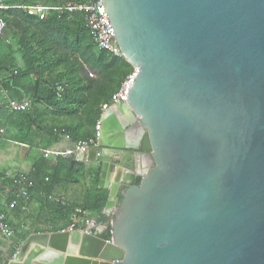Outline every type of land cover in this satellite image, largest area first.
I'll use <instances>...</instances> for the list:
<instances>
[{
    "label": "water",
    "instance_id": "1",
    "mask_svg": "<svg viewBox=\"0 0 264 264\" xmlns=\"http://www.w3.org/2000/svg\"><path fill=\"white\" fill-rule=\"evenodd\" d=\"M101 2L137 71L82 156L111 237L30 234L1 264H264V0Z\"/></svg>",
    "mask_w": 264,
    "mask_h": 264
},
{
    "label": "trees",
    "instance_id": "2",
    "mask_svg": "<svg viewBox=\"0 0 264 264\" xmlns=\"http://www.w3.org/2000/svg\"><path fill=\"white\" fill-rule=\"evenodd\" d=\"M31 1L56 6L64 0ZM80 1L82 0H78ZM2 3L4 2L1 0L0 4ZM13 3L15 2L9 1L4 4L11 6ZM0 19L6 25L4 36L8 32L19 34L17 44L21 50V66L16 67L13 58L10 60H13L12 63L0 61V65L4 64L13 69V74L7 75L1 81V87L7 93L6 107L12 115L11 122L15 132L11 139L29 147L28 155H31L32 164L27 178L33 184L28 194L31 197L37 192L43 196L40 203L42 211L36 219L45 220L51 231H57L53 224L54 219L69 218L72 210L79 208L87 212L97 225L107 224L99 237L109 240V216L103 213L107 190L97 187L99 167L92 173L91 184L83 188L84 195L81 200L63 199V203L54 202L48 197L55 186L71 181L69 179L73 178L75 166L71 167V160L61 156H57L55 164L51 165L49 158L43 157L39 149L52 146L62 137H67L70 144L93 138L94 125L101 114L100 105L110 101L121 80L132 67L124 58L106 56L104 51L94 45L80 12L59 14L51 10L43 19H39L26 15L19 8L3 9L0 10ZM56 84L63 87L60 100L55 94ZM23 100L29 102L23 110L13 111L8 107L10 101ZM139 181L140 177L135 176L132 184H138ZM0 188L13 192L15 187L12 176L7 177L1 172ZM10 199V196H6L4 203L0 197V212H6ZM20 207L21 202H18L9 210L13 214H25ZM50 213L51 217H47ZM69 224L68 221L65 225ZM74 226L75 229H83L84 223L76 222ZM13 230L11 238L16 244L23 242L30 233L19 224ZM15 249L0 252V264L4 258L10 259Z\"/></svg>",
    "mask_w": 264,
    "mask_h": 264
},
{
    "label": "crops",
    "instance_id": "3",
    "mask_svg": "<svg viewBox=\"0 0 264 264\" xmlns=\"http://www.w3.org/2000/svg\"><path fill=\"white\" fill-rule=\"evenodd\" d=\"M1 1V0H0ZM12 2L15 3L11 4V6H7L4 4L5 2ZM45 1V0H44ZM2 4H0L2 7H0V10L5 9H16L17 5L16 3H22L26 2L27 4H31V0H2ZM18 9V8H17ZM19 37V34L16 32L10 33L8 32L7 36L2 35L0 38V61L5 62H11L14 60L16 67L21 66V50L17 44V39ZM11 58H13L12 61ZM9 74H13V69L11 67H7L4 64L0 65V173H4L7 175V177L13 178L14 175L21 173L24 174L27 177V173L31 169L32 161L30 160L31 155H28L29 153V147L26 144H20L15 141H13L12 135L14 134V126L12 125V115L11 112L6 107L7 102V93L2 89L1 87V81ZM70 145L69 140L66 137H62L60 141L53 144L55 148L63 149L65 147H68ZM79 156V161H75V163L72 166H75V172L81 173L79 175L78 179L72 178L69 179L71 181H65L61 183L60 185H57L54 187L51 196L48 198L51 199L54 202H61L63 203L64 200L66 201H74V200H81L82 196L84 195V187L89 186L91 184L92 179V173L95 171V169L98 166V161L95 162H89L87 160H84V158ZM72 160L71 158H68ZM50 164L54 165L56 157H49ZM138 175V174H137ZM75 180H81L79 182ZM31 187H32V181ZM15 187V185H14ZM1 189V188H0ZM16 190V187L15 189ZM106 190V189H105ZM10 189L0 190V197L1 200L4 202V198L7 196L9 198L8 194H11ZM29 191V190H28ZM55 199H58L57 201ZM64 199V200H63ZM43 201V196L40 193H33V195L30 197L28 194V198L25 201H18L21 202V204L24 206V209L21 210L25 212V214L20 213H12L11 210L6 208V218L7 223L11 227H16V224H19L20 226L24 227L26 230L30 231V234L35 233H47V232H58L62 230H67L69 228V225H65L68 221L71 223V214L69 218L63 217L59 219H54L53 224L55 226V230L57 231H51V228L49 227L48 223L43 220H37L36 218H39L41 211L40 203ZM5 203V202H4ZM3 203V206H4ZM87 213V212H86ZM48 214V213H45ZM47 217H51L50 215H47ZM65 225V226H64ZM97 225V224H96ZM64 229H61V228ZM39 228H41V231H38ZM61 229V230H60ZM37 232H36V231ZM96 231V229L93 230V232ZM22 243V242H21ZM21 243H14L12 241V238H4L2 234L0 233V252H6L10 248H16Z\"/></svg>",
    "mask_w": 264,
    "mask_h": 264
},
{
    "label": "built area",
    "instance_id": "4",
    "mask_svg": "<svg viewBox=\"0 0 264 264\" xmlns=\"http://www.w3.org/2000/svg\"><path fill=\"white\" fill-rule=\"evenodd\" d=\"M0 7H2L0 5ZM17 8L21 9L23 13L29 16H34L39 19H43L46 14L55 10L59 14L62 13H71V12H80L83 14L84 26L89 31L91 39L94 45L99 49L104 51L106 56L123 58L121 51L118 48V45L115 42L114 33L108 19L105 7L101 0H64L56 6L46 5L44 3H31V4H20L17 5ZM5 22L0 19V37L3 34L5 29ZM132 67V66H131ZM136 70L132 67V70L129 71L121 80L118 89L112 94L110 101L100 105L101 114L102 112L118 102H124V98L129 92V89L134 81L136 76ZM63 87L60 84L55 85V94L56 97L60 100ZM28 101L23 100L21 102L10 101L8 107L13 111L23 110L28 106ZM95 122L94 129L95 134L93 138L86 140H80L70 144L68 147L63 149L55 148L50 146L47 148L39 149L41 155L45 158L61 156L64 158H71L72 160L79 161V156L84 154L88 148L91 146H96L100 138V117ZM98 155V153H96ZM47 180V178H45ZM13 185H15L16 190H14L9 196L11 197L10 201L7 204L8 209H12L18 204V201H25L28 198V190L31 188V182L28 178L21 173H18L12 178ZM56 201L58 199H55ZM21 208L24 209V206L21 204ZM103 213L106 216L105 210ZM76 222L84 223L86 229L96 227V223L93 219L89 218L88 214L85 211H82L79 208H74L71 212V223L67 231L75 230ZM0 233L4 238H11L14 234L13 227L7 223L6 213L0 212Z\"/></svg>",
    "mask_w": 264,
    "mask_h": 264
},
{
    "label": "rangeland",
    "instance_id": "5",
    "mask_svg": "<svg viewBox=\"0 0 264 264\" xmlns=\"http://www.w3.org/2000/svg\"><path fill=\"white\" fill-rule=\"evenodd\" d=\"M91 71L89 70V73H90ZM89 76L91 77L92 75L91 74H89ZM94 134H95V129H94ZM67 138V137H66ZM68 139V138H67ZM130 163H128V162H126L124 165H125V175H127L128 173V170H130L129 169V167L131 168V165H129ZM79 173L77 172H75L74 174H73V178H75V179H78L79 178ZM124 175V177H123V180H125V179H127L128 178V176H125ZM126 181V180H125ZM110 221H111V216L109 217V223H110ZM106 226H107V224L105 225V224H102V225H96V227H94V228H90V229H88V231H92V230H94V229H96V231H94L93 233L95 234V235H97V236H99L105 229H106ZM84 229H86L85 227H84ZM68 230V229H67ZM16 249H17V247H16ZM15 249V250H16Z\"/></svg>",
    "mask_w": 264,
    "mask_h": 264
},
{
    "label": "flooded vegetation",
    "instance_id": "6",
    "mask_svg": "<svg viewBox=\"0 0 264 264\" xmlns=\"http://www.w3.org/2000/svg\"><path fill=\"white\" fill-rule=\"evenodd\" d=\"M129 169L130 170H128V174L127 175H125V176H128V178L127 179H125L126 180V185H130V184H132V180H133V178L135 177V176H138L136 173V170H135V168L133 167V166H131V168L129 167ZM123 189V188H122Z\"/></svg>",
    "mask_w": 264,
    "mask_h": 264
},
{
    "label": "bare ground",
    "instance_id": "7",
    "mask_svg": "<svg viewBox=\"0 0 264 264\" xmlns=\"http://www.w3.org/2000/svg\"><path fill=\"white\" fill-rule=\"evenodd\" d=\"M34 245H36V246H38V247L40 246V245H37V244H34V243H33L31 246H34ZM74 247L76 248V246H74ZM39 248H40V247H39ZM74 250H76V249H74ZM73 255H74V256H77L76 252H74ZM91 260H93V259H91ZM95 260L97 261V264H99L100 262H102V260L99 259V258H97V259H95ZM90 263H91V262H90Z\"/></svg>",
    "mask_w": 264,
    "mask_h": 264
}]
</instances>
